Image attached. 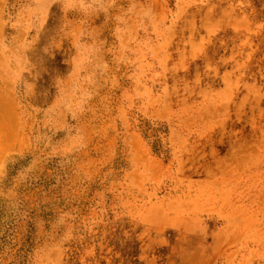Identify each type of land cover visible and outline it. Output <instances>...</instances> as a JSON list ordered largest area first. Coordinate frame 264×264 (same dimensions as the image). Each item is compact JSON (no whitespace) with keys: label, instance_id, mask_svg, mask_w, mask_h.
Returning <instances> with one entry per match:
<instances>
[{"label":"rangeland","instance_id":"374dc122","mask_svg":"<svg viewBox=\"0 0 264 264\" xmlns=\"http://www.w3.org/2000/svg\"><path fill=\"white\" fill-rule=\"evenodd\" d=\"M0 264H264V0H0Z\"/></svg>","mask_w":264,"mask_h":264}]
</instances>
